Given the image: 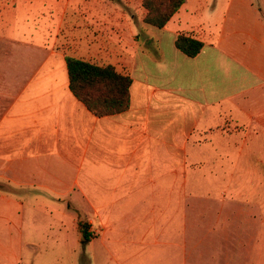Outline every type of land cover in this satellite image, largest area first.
<instances>
[{
  "label": "crops",
  "instance_id": "crops-1",
  "mask_svg": "<svg viewBox=\"0 0 264 264\" xmlns=\"http://www.w3.org/2000/svg\"><path fill=\"white\" fill-rule=\"evenodd\" d=\"M97 1L0 0V182L17 193L0 190V257L60 256L25 235L48 236L39 217L74 219L65 203L79 193L92 264L95 244L112 259L171 246L202 264L208 238L180 231L173 207L191 192L204 145L218 172L237 157L264 166V0H189L165 28L142 25L155 29L144 41L134 16ZM180 34L204 44L198 56L176 48ZM67 57L131 77L129 110L93 115L70 90Z\"/></svg>",
  "mask_w": 264,
  "mask_h": 264
},
{
  "label": "rangeland",
  "instance_id": "rangeland-1",
  "mask_svg": "<svg viewBox=\"0 0 264 264\" xmlns=\"http://www.w3.org/2000/svg\"><path fill=\"white\" fill-rule=\"evenodd\" d=\"M142 2L143 0H98L97 9L107 12L116 10L129 12L131 16H134L133 24L140 32L139 37L144 41L145 36L153 35L152 30L155 29L143 30L142 28L146 15ZM198 2L199 0H191L190 6L194 7ZM47 24L53 26L55 22L49 18ZM204 148L207 150L206 160L200 161L202 164L195 162L194 170L192 169L189 176L191 192L184 194L183 197L179 194V201L183 202L178 201L173 207L177 209L176 226L180 231L187 226L189 232L192 231L195 236L208 238L211 247L209 255L200 258L203 261L202 264H264V166L261 167L257 163L256 172L254 160L240 162V158L237 157L232 162L224 164L226 169L224 172H218L217 161L209 159V151H213V148L210 145H204ZM212 157L215 156L212 155ZM238 160L240 164L237 166ZM233 162L234 166H232ZM227 186H233L236 191H240L236 193L238 199L229 198L227 193H223L227 190ZM0 188L8 194H17L8 183L0 182ZM72 197L75 203L69 201L70 210H68L69 204H65H67L66 212L74 219L67 218L64 225H61L53 217H39L38 222L43 221L49 226L44 227L45 232L49 233L48 236L43 232L37 234L36 238L32 234L25 235L26 240H40L27 241L34 244L33 248L61 249V255L51 256L44 253L42 256L32 258L23 257L18 264H92L88 254L90 243L83 245L77 224L79 219L89 222L88 215L77 206L83 207L85 211H88L89 206L81 194L76 193ZM223 233L230 235L231 240L217 242V236ZM61 236L64 237L63 240ZM58 237H60L59 240ZM177 242L180 243L181 240ZM171 249V246L154 247L150 249L148 255H124L113 258L119 260L116 262L112 261L111 257L101 255L100 244H95L94 251L98 256L93 264H186L185 260L188 264H194L193 262L198 259L196 256L182 257L180 254L173 253ZM68 250L76 251L77 255L64 256V251ZM205 250L208 252L207 248ZM121 252H126V249ZM12 259L14 258L0 257V264H16L11 261Z\"/></svg>",
  "mask_w": 264,
  "mask_h": 264
},
{
  "label": "trees",
  "instance_id": "trees-1",
  "mask_svg": "<svg viewBox=\"0 0 264 264\" xmlns=\"http://www.w3.org/2000/svg\"><path fill=\"white\" fill-rule=\"evenodd\" d=\"M189 0H143L146 11L143 23L163 29ZM176 48L190 58L202 51L204 44L184 34L178 35ZM69 86L73 95L97 117L121 114L131 106V87L133 80L115 69V67L97 64L67 57ZM2 190V188H0ZM78 229L85 246L95 235L90 232L89 223L79 219Z\"/></svg>",
  "mask_w": 264,
  "mask_h": 264
}]
</instances>
